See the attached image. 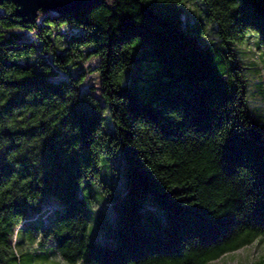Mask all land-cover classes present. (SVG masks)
<instances>
[{
    "label": "trees",
    "instance_id": "obj_1",
    "mask_svg": "<svg viewBox=\"0 0 264 264\" xmlns=\"http://www.w3.org/2000/svg\"><path fill=\"white\" fill-rule=\"evenodd\" d=\"M199 2L193 23L185 0H97L28 23L0 4V264L32 253L211 264L264 238V125L250 112L247 74L260 91L264 76L240 56L247 44L264 61V0ZM92 59L99 88L85 91ZM119 155L126 191L103 188L116 242L103 245L89 236L81 190ZM147 194L164 235L139 229Z\"/></svg>",
    "mask_w": 264,
    "mask_h": 264
},
{
    "label": "rangeland",
    "instance_id": "obj_2",
    "mask_svg": "<svg viewBox=\"0 0 264 264\" xmlns=\"http://www.w3.org/2000/svg\"><path fill=\"white\" fill-rule=\"evenodd\" d=\"M183 16L188 19L190 23H193L195 18L202 14V8L199 0H185L183 6ZM201 21L204 22L203 18ZM213 36V30L210 25H205L204 37L210 39ZM27 37H31L28 35ZM26 37V38H27ZM247 43V42H246ZM252 46V45H251ZM248 52L246 55L240 54L242 60L245 63V67H256L258 73L264 76V61L259 56L257 50L249 48L246 44L244 49ZM97 65V60L92 59L85 64L88 69V74L83 84L82 89L88 91L90 87L99 88V77L94 72ZM249 89L248 100L251 107V114L258 119L264 125V89L260 91L257 88L258 78L255 77L254 72L248 71L247 74ZM94 95H98V91L94 92ZM263 112V113H261ZM110 187L111 189L124 193L126 191V181L123 174V162L121 156L117 157H105L101 164V173L98 178V183H84L81 190V195L85 198H89V236L90 238L103 245H114L116 242L114 239L107 236L109 229L114 225L115 213L113 208L107 204V198L103 188ZM45 202L49 203L55 211H60V204L56 199L47 197ZM139 229L141 231L150 230L156 235H164L166 229L165 216L160 207L154 205L150 199V195L147 194L140 207L139 215ZM50 247L40 253L49 254L52 253ZM264 260V238L257 239L250 246H246L241 250L233 253H229L221 257L219 260L212 262L211 264H254ZM22 264H63L56 256L51 258L39 255H24L21 260Z\"/></svg>",
    "mask_w": 264,
    "mask_h": 264
},
{
    "label": "water",
    "instance_id": "obj_3",
    "mask_svg": "<svg viewBox=\"0 0 264 264\" xmlns=\"http://www.w3.org/2000/svg\"><path fill=\"white\" fill-rule=\"evenodd\" d=\"M97 0H0V4L11 2L15 6L14 17L25 23L33 22L40 11L66 15L77 13Z\"/></svg>",
    "mask_w": 264,
    "mask_h": 264
}]
</instances>
